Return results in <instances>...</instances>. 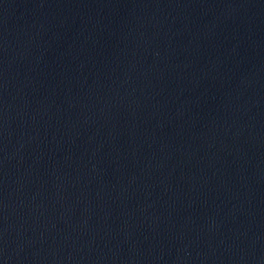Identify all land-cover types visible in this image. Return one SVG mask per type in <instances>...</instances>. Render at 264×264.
I'll return each instance as SVG.
<instances>
[{
  "label": "water",
  "instance_id": "95a60500",
  "mask_svg": "<svg viewBox=\"0 0 264 264\" xmlns=\"http://www.w3.org/2000/svg\"><path fill=\"white\" fill-rule=\"evenodd\" d=\"M0 264H264V0H0Z\"/></svg>",
  "mask_w": 264,
  "mask_h": 264
}]
</instances>
